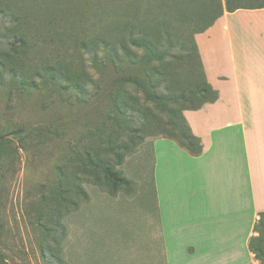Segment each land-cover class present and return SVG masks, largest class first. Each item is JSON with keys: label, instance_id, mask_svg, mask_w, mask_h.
<instances>
[{"label": "rangeland", "instance_id": "1", "mask_svg": "<svg viewBox=\"0 0 264 264\" xmlns=\"http://www.w3.org/2000/svg\"><path fill=\"white\" fill-rule=\"evenodd\" d=\"M202 2L0 0V264H166L151 165L155 138L142 142L133 126L132 135L118 131L119 142L131 145L128 153L118 151L123 160L101 150L115 176L87 175L80 154L110 147L93 138L110 133L103 95L93 85L83 96L62 94L40 79L22 86L5 64L14 46H26L38 60L65 61L71 71L93 76L87 50L102 52L109 31L117 40L129 26L152 33L157 18L178 35L186 17L201 13ZM29 64L19 65L28 70ZM102 80L107 90L111 80ZM262 231L258 223L253 246L261 252L259 264Z\"/></svg>", "mask_w": 264, "mask_h": 264}, {"label": "crops", "instance_id": "2", "mask_svg": "<svg viewBox=\"0 0 264 264\" xmlns=\"http://www.w3.org/2000/svg\"><path fill=\"white\" fill-rule=\"evenodd\" d=\"M226 12L196 42L219 99L184 117L202 153L152 143L166 264H259L264 214V2Z\"/></svg>", "mask_w": 264, "mask_h": 264}, {"label": "trees", "instance_id": "3", "mask_svg": "<svg viewBox=\"0 0 264 264\" xmlns=\"http://www.w3.org/2000/svg\"><path fill=\"white\" fill-rule=\"evenodd\" d=\"M241 1L203 0L198 7L201 13L186 17L178 35L171 33L169 22L157 18L151 20L152 33L148 27L144 29L145 26L140 30L129 26L127 34L117 40L115 31H109L102 52L86 47L95 71L93 76L87 70L71 71L64 66L65 61L52 64L47 59L38 60L26 46H14L5 67L8 64L14 81L22 86L40 79L57 86L62 94L73 90L83 96L89 92L86 87L93 85L95 93L103 95L108 107L105 121L111 127L110 133L108 137L96 135L93 138L96 143H106L110 147L102 145V149L92 148L93 154L90 151L80 154L87 175L90 170V176L95 178L115 176L114 170L105 164L101 150L113 152L122 161L124 154L118 151L128 153L131 145L119 142L116 133L125 129L131 134L132 126L133 135H138L142 142L148 137L170 139L191 155L200 156L201 140L193 135L184 112L197 111L217 102L219 93L208 82L195 36L212 28L226 12L249 7ZM259 5L262 6L261 2ZM192 24H198L197 29L189 35L186 31ZM26 61L30 63L28 70L24 68ZM19 64H24L23 68ZM104 77L111 80L107 90ZM260 217L259 226L264 236V214ZM251 251L259 260L261 252L253 243Z\"/></svg>", "mask_w": 264, "mask_h": 264}]
</instances>
